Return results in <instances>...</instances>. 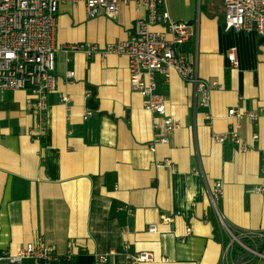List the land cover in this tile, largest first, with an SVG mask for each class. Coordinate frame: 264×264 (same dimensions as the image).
Here are the masks:
<instances>
[{
	"label": "crops",
	"instance_id": "1",
	"mask_svg": "<svg viewBox=\"0 0 264 264\" xmlns=\"http://www.w3.org/2000/svg\"><path fill=\"white\" fill-rule=\"evenodd\" d=\"M168 10L173 22L197 28L189 45L197 74L222 89L204 106L176 72L157 75L166 115L180 127L169 144L154 145L166 135L154 129L162 117L147 111L132 88L128 57L89 59L66 50L126 41L146 10L130 3L117 17L99 10L89 18L83 1H60L58 87L48 97L40 140L30 135L34 92L0 94V251L16 254L45 242L59 254L74 247L73 264H133L141 254L152 260L137 264H224L228 230L264 234V192H255L264 188V35L226 31L222 0H171ZM233 48L236 69L228 59ZM231 109L260 117L230 116ZM237 126L250 146L246 153L213 140ZM217 181L223 195L213 204ZM152 225L159 232L150 233ZM235 247V259L248 256Z\"/></svg>",
	"mask_w": 264,
	"mask_h": 264
},
{
	"label": "built area",
	"instance_id": "2",
	"mask_svg": "<svg viewBox=\"0 0 264 264\" xmlns=\"http://www.w3.org/2000/svg\"><path fill=\"white\" fill-rule=\"evenodd\" d=\"M61 0H0V94L5 91L31 90L37 97L35 115L37 124L30 135L40 140L45 133L44 114L48 97L57 91L56 54L58 13ZM85 3L87 17L95 18L99 10L109 17H117L120 7L134 3L147 12L146 19L135 23L134 33L126 41L99 48L95 44L84 43L69 45L67 51L84 53L89 59L96 55L105 58L109 55L128 57L130 84L144 99L147 111L162 117L154 122L155 130L166 134L154 141V145L169 144V136L180 127L166 115V99L157 93L156 76L166 79L176 72L184 81L195 86L201 104L208 106L212 91L221 90L218 83H210L197 74V58L191 53V45L198 36L197 28L191 24L173 22L169 16L168 3L171 0H71ZM224 6V28L226 31L257 33L264 35V0H222ZM154 27H163L166 31H154ZM236 48L230 50L228 59L233 68L239 66ZM75 73L67 75L69 80ZM68 101V98H63ZM264 113V108H263ZM230 116L247 115L256 121L258 113H243L237 109L229 111ZM91 116L90 114L86 117ZM159 122V123H158ZM239 126L226 134H214L216 143L232 142L240 152L246 153L250 146L241 138ZM255 142L258 136L255 135ZM264 174V156L261 165ZM223 183L217 181L210 191V200L215 204L223 195ZM255 192H264V188H255ZM164 222L171 223V218L164 217ZM223 223V219L221 218ZM224 225V224H223ZM150 233L159 229L152 225ZM229 231L230 242L225 246L224 264H264L263 233H233ZM191 231L188 230L187 233ZM251 245H249V244ZM235 246L241 247L245 254L240 260L235 259ZM77 258L74 247L65 254H59L54 247L45 242L28 243L16 254L0 251V264H64L72 263ZM99 260L106 262L105 257ZM133 264L149 262L150 254H141L133 259ZM256 261V262H255ZM255 262V263H252Z\"/></svg>",
	"mask_w": 264,
	"mask_h": 264
},
{
	"label": "trees",
	"instance_id": "3",
	"mask_svg": "<svg viewBox=\"0 0 264 264\" xmlns=\"http://www.w3.org/2000/svg\"><path fill=\"white\" fill-rule=\"evenodd\" d=\"M237 250H239L241 252L240 257H243L245 255V251L241 247L237 246ZM255 262H252V263H255ZM64 264H73V262L72 263H64Z\"/></svg>",
	"mask_w": 264,
	"mask_h": 264
}]
</instances>
